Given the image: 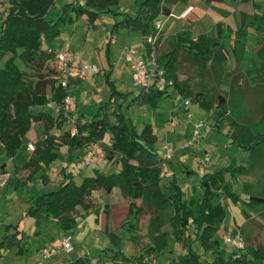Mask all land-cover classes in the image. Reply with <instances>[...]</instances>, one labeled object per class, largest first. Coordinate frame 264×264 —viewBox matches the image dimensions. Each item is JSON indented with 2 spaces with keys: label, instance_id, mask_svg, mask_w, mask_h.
Segmentation results:
<instances>
[{
  "label": "trees",
  "instance_id": "1",
  "mask_svg": "<svg viewBox=\"0 0 264 264\" xmlns=\"http://www.w3.org/2000/svg\"><path fill=\"white\" fill-rule=\"evenodd\" d=\"M176 1L139 0L137 11L134 14L120 13L121 18L113 23L110 33L121 29L138 33L147 52L155 53L166 79L171 80L170 85L176 92L184 99L189 98L191 102L199 104L207 115L205 122L210 124L211 129H221L227 123V135L231 142L248 153L247 159L241 164L231 161L226 166L203 174L201 186L204 193L199 197L196 208L194 199L189 202L183 199V192L175 178L168 185L161 182V154L156 147L157 137L152 126L145 123L137 131L135 125L126 119L121 110L122 103L118 100L129 92L118 91L113 80L106 79L113 88L112 99L99 106L90 120L77 118L73 126L68 124L72 121H68V113L63 108L67 91L60 84L54 51L42 48V41L52 42L58 37L61 26L83 16L89 26L94 27L100 14L114 13L118 0H84L79 5L64 3L54 20L45 17L52 0H3L6 9L0 19V154L13 158L22 147L26 133L37 121L42 120L47 128L56 130H61L64 124L69 125L60 133H48L47 129L32 142L34 149L23 164L30 170L27 178L40 173L46 179L44 170L53 161L63 158L58 150L60 146H66L72 156L79 148L95 146L109 132L111 142L103 151L110 161L116 160L120 164L119 170L104 173L94 168L92 175H85L76 182L72 171L62 168L64 177L57 188L31 198L26 213L36 219L37 225L43 221H53L63 228H70L76 223L73 214L76 207L82 206L86 211L90 207L86 198L92 191L104 190L109 193L117 187L123 196L129 198L127 214L121 227L125 225L130 232L136 228L137 199H142L152 210L147 226L151 241L144 256L157 258L166 255L165 264H247L264 258V253L247 246L240 257L234 258L230 250L221 247V240L216 233L226 212L224 206L215 201V196L219 190L233 201L239 200V196L232 191L231 183L225 179L227 172L233 177L250 171L264 172V131H254L248 118L241 114L242 111L235 117L228 110L229 100L225 96L217 94L213 97L203 88L193 90L189 81L177 78V69L181 51L182 59L190 65L212 73L215 79H225L223 82L229 83V91L235 86L241 92L248 83L253 84V88L259 86L264 90V45L251 56H242L244 44L239 40L242 34L239 30L236 32L238 38L232 47L236 64L247 60L248 66L243 68V74L233 79L234 85L227 80L230 75L225 69L228 55L219 38L205 34L193 38L188 31L178 32L171 36L170 48L157 54L153 45L147 42V37L155 33V20L169 13L165 4ZM159 40L160 32L154 44ZM238 78L243 85H237ZM156 83L152 79L147 91L140 90L132 100L156 106L161 96L167 94L166 87L169 86L165 84L161 88ZM47 88L50 89L49 95L46 93ZM115 93L117 96H114ZM50 102L57 106L55 114L35 110V107ZM259 102V119H255L256 123L264 121V98ZM72 128H75L73 134ZM4 165L0 164V168ZM243 189L247 199L242 201L241 211L247 217L243 204L264 206V184L245 183ZM108 235L111 242L118 246L111 253L114 264H148L142 261L143 255L125 256L120 249V238L114 232L108 231ZM10 236L5 234L0 245L18 244L17 237ZM193 242L199 244L202 255L193 248ZM176 243L181 245L182 251L173 254V245ZM207 253H211L212 257H206ZM249 254L251 257L248 258ZM67 264H87V258L78 257Z\"/></svg>",
  "mask_w": 264,
  "mask_h": 264
},
{
  "label": "rangeland",
  "instance_id": "2",
  "mask_svg": "<svg viewBox=\"0 0 264 264\" xmlns=\"http://www.w3.org/2000/svg\"><path fill=\"white\" fill-rule=\"evenodd\" d=\"M4 11L5 6H3L1 13L4 14ZM57 15L55 5L46 14V19L49 20V18L53 17L54 20ZM113 17L118 16L111 12L102 13L97 18L98 24L101 25L98 30L94 27L88 28L83 22L82 17L76 19L74 22L76 29L73 37L74 40L71 44V47L75 49L73 52L75 55H80L83 63L94 64L99 69L98 73L83 77L79 82L71 86L77 103L82 108L83 120H90L95 110L111 98L113 88L110 82L106 80L107 77L114 81L118 91L122 93L129 92L119 97L118 100V102L121 101L122 103L121 110L126 119L135 125L137 131H140L145 123H150L158 137L157 145L167 140L173 147L172 159L165 162V167L161 163L163 170L162 182L168 185L170 180L175 178L183 192V199L188 202L194 199V206L196 208L199 197L204 193L201 179L203 174L210 169L209 165L208 167L204 166L205 164H202L201 161H204L208 157L211 159L209 160L210 163H215L216 167L219 168L228 165L231 162L230 157L232 156L238 160L237 164H241L243 162L242 159L244 160L248 153L234 143H228L229 137L226 132L228 127L225 124L221 129L210 130L209 134L216 136V140H213L212 147L210 146L208 151L197 150L198 152L196 151L197 153H195L191 149L189 150L190 147L184 150L181 147L187 141L184 138V132H175V128L173 127L180 126L183 128L190 122L194 124L201 119H205L206 115L198 107L197 103L184 104L182 96L171 85L168 86V93L161 96L156 106L152 107L135 99L132 100L140 92L141 86L135 83L133 77L130 80L129 72L124 67L120 68L123 71V75L119 77V71L113 69L116 67V65L114 66L116 57L114 59L112 54H110V59H108L106 55ZM111 18L112 22H110ZM108 21L110 22V26L107 24L108 27L105 30L106 26L103 24L104 22L108 23ZM70 35L71 33H68V24H66L60 28V33L56 39L52 42L43 39L42 44L48 42L49 44L54 43L57 49L68 48ZM153 48L159 54L170 48V42L168 39H165L162 42L154 44ZM179 54V67L177 69V78L179 80H187L193 90L203 88L205 92L213 97L217 94L225 96L229 100L228 110L233 112L232 114L235 117L242 111L241 114L248 118L254 131H264V121L260 123H256L255 121L256 118L259 119V101L264 98V90H261L259 86L253 88V84L248 83L241 92L235 86L229 91V83L223 82L225 79H222V77L215 79L212 73L201 71L184 61L181 57V51ZM55 65L58 70L61 68V64L57 61ZM238 65L229 62L225 66L226 73L230 74L227 80L233 85L235 82L233 79L239 76V74L244 73L241 65ZM126 76L128 80L125 79ZM237 82V85H243L240 78H238ZM46 93L50 94L49 88L46 89ZM114 96H117V94L115 93ZM51 108L53 113H55L57 106L55 108L51 106ZM76 108L75 102V109L70 113L72 123L75 121L73 114L76 112ZM171 116L172 120H170ZM177 120L180 122L177 123ZM39 122L42 123L41 121L35 123ZM43 124L45 125L44 121ZM68 126L64 124L61 130H56L55 128L49 129L47 127L45 129H49L48 133H60L67 129ZM33 130L34 128L31 127L26 135L30 136L31 134L33 136ZM40 133H44V128L41 129ZM36 137L37 135L32 139ZM107 137H109V132H106L104 137L99 141L100 146L105 144ZM86 147L88 146L86 145L83 148L86 149ZM58 150L63 158L53 161L44 170L47 174L46 179H43L40 173L37 178H17L14 167L16 165L21 167L22 163L27 159L28 154L32 153L31 151L28 153L27 150L20 148L13 158L3 153L0 154V164L6 162V165L10 166L8 171L14 179L10 184L0 185V240L5 234H11V238L17 237L18 243L12 246L7 244L0 245V264H35L38 261H41L43 264H67V262L78 257H86L87 264H114L111 259V253L117 250L118 246L111 242L108 231L114 232L120 238V249L125 256L146 255L145 250L151 241L147 233V226L152 210L142 199H137L135 201L138 206L136 228L130 232L125 228V225L121 227V222L126 217L125 213L129 198L123 196L119 188H114L109 193L104 190L92 191L86 198V202L90 207L86 211L82 206H77L73 212L76 216V223L67 229L53 221H43L37 225L36 219L26 213L31 204V198L58 187L64 177L62 168L66 171H72L76 182H79L81 177L85 175H92L95 167L104 173L116 172L120 168V164L116 160L110 161L109 158L105 157L102 147L96 151L93 162L84 166L79 157L81 151L79 154L73 153L71 156L67 152L68 148L66 146H60ZM245 153L247 154L244 158ZM217 154L219 155L218 157ZM246 176L250 177L251 174L247 172L233 177L230 172H227L225 179L231 183L232 191L239 196V200L233 201L230 196H225L218 191L215 201L221 203L225 208L227 220L222 223L225 230L228 231L232 228L234 230L241 229L240 232L244 237L246 247L248 246L264 253V206L243 204L246 208L247 217L241 211L242 201L247 199L246 191L243 189ZM6 177L7 183L8 176L6 175ZM223 227H220L216 233V236L220 240L223 238ZM14 233L16 234L14 235ZM67 233L71 236L70 243L72 250L70 252H66L61 248H55L53 255L49 258H41V256L37 255V248L41 245L48 247L49 241L58 247ZM221 247L226 248L222 242ZM173 248V254L182 251L181 245L178 243L174 244ZM193 248L197 253L200 252V255H202L198 243L193 242ZM205 256L212 257L211 253H207ZM148 257L149 259L152 258L151 256ZM166 257V255L157 256V264H165ZM252 263L264 264V258L252 261ZM133 264L137 263L134 262Z\"/></svg>",
  "mask_w": 264,
  "mask_h": 264
},
{
  "label": "crops",
  "instance_id": "3",
  "mask_svg": "<svg viewBox=\"0 0 264 264\" xmlns=\"http://www.w3.org/2000/svg\"><path fill=\"white\" fill-rule=\"evenodd\" d=\"M52 1H53V3L51 5V7L48 9V11L46 12V14L55 5H56V12L59 13L62 5L64 3H73L76 5H79V4H83V2H84V0H52ZM138 2H139V0H118V6L116 8L114 7V9H113L114 13L111 12L114 15L118 16V17H113V23L121 18L120 13L134 14L138 9ZM165 5L169 8V13L168 14H162L159 18L161 20L159 42H162L165 39L170 40L171 36L175 35L178 32H182V31H188L190 33V36L193 38L199 34H205L209 37H216V38H219L221 40V42L223 43L225 50L227 52V55H228L227 63L231 62V64L236 63L232 47H233L234 41L238 38V35H236V32L238 30H239V33L242 34L241 35L242 37L240 36L239 40H241V42L243 41V44H244V50L242 52V56L247 55L249 57L255 52L256 49H258L260 46L264 45V0H178L174 3H166ZM3 6H5V9H6L5 3H3V0H0V19L2 17L1 11L3 10ZM108 13H110V12H108ZM46 14H45V17H46ZM170 14H172V15H170ZM82 18H83V22L87 25V27L91 28L89 26L87 20L85 19V17L83 16ZM49 20H53V17L49 18ZM74 22L75 21H73L72 23H69L70 25L68 24V33H71V35L68 39V48L57 49V48H55L54 43L49 44L48 42L45 44H42V48H44L48 51L51 50L54 52L64 50V49H69V50L74 51L75 49H73L71 47V44L74 40L73 37H74L75 29H76L75 28L76 25ZM110 22H112V18L110 19ZM110 22L109 21H108V23L104 22L103 25L106 26L105 30H107V27L110 26L109 25ZM113 23L111 25V28L113 26ZM107 24H108V26H107ZM100 26L101 25L98 24V22L96 20L94 28L98 30V29H100ZM104 33H105V31L103 32V36H104ZM136 35H138V36H136ZM104 38H103V40H104ZM107 45H108L107 54H106L107 58L110 59V54H112L114 59L116 57V60H114V62H115L114 66L116 65V67H118V68H116V67H114V68L112 67V68L117 69V71H119L118 76L121 77L123 75L122 74L123 71H121L120 68L124 67L129 72L130 80L133 77V75H132V64L134 63L136 57L142 56L143 58L147 59L149 57V54H150L146 50V45L144 44L142 37L138 33L128 31L126 29H121L117 32L110 33ZM74 61L75 62L71 65L70 70H69V82H70L69 90L73 94V96L75 98L76 106H77V108L75 110L76 112H74V114H73L74 119L76 120L77 118L83 119V111H81L82 108L77 103V99L75 97V94H74L71 86H72V84L79 82L83 78V77L79 76V72H78V64L80 62L83 63V61L80 58V55H77V54L75 55V53H74ZM237 64H240L242 68H245L248 66V65H246L247 60H242L241 62H239ZM130 75H132V76H130ZM84 77H86V76H84ZM125 79L128 80L127 76L125 77ZM151 82H152V80H150L146 86H142L141 90L146 92L148 87H149V84ZM157 84H159V83H156V86H158ZM159 85L161 88L165 87V84H159ZM166 88L168 91L169 87H166ZM183 100H184V104L191 103L189 98H187V99L183 98ZM197 105L199 108H201L198 103H197ZM51 106L55 108V105L53 104V102H50L47 105L35 107V110L37 109V110H41V111L50 112L52 114H55L56 112L53 113ZM97 109L95 110L94 114L96 113ZM204 113H205V111H204ZM205 115H206V113H205ZM71 117H72V114H71ZM170 120H172V116H171ZM206 120H207V115H206L205 119H201L199 121H206ZM209 120L212 121L211 119H209ZM41 122L42 123L39 122V123H33L32 124L31 127L34 128L33 136L31 134H30V136L27 134L24 137V140H23L24 143H23L21 148L27 150L28 153L30 151L27 149V144L29 142L34 141V139H32L34 136L41 135L40 132H41L42 128H44V131L46 130L45 129L46 125L43 124L42 120H41ZM176 122L179 123L180 121L178 122V120H177ZM68 124H71V126H73V123H71V122H69ZM224 124L227 125V127H229L227 123H224ZM193 125H194L193 122H190L187 126H184L183 128H181L180 126L179 127L178 126L173 127V128H175V132H177V131H179L180 133L184 132V138L188 139L191 135ZM225 125H223V126H225ZM152 129H153L154 134L156 135L153 127H152ZM209 132H207L205 134V136L202 137L195 144V146L193 145V146H190V148L188 147L189 150L191 149L195 153L198 152L197 150H200V151H203V150L206 151L207 150L208 151V148L210 146L212 147L213 140H216L215 139L216 136H214V135L211 136L209 134ZM156 137H157V135H156ZM228 141H229L228 143H232L230 138L228 139ZM110 142H111V139H110V135H109V137H107V140L103 146H100L99 142L95 146H96L97 150L100 149V147H102L104 150V148L106 146H109ZM160 145H161V143L159 145H156L159 154H161ZM188 148H186L184 150H187ZM79 149H77L74 153L79 154V152L81 151L80 152L81 155L79 156L80 160H81L85 151L87 150V147H86V149L83 147L79 148ZM246 154L247 153H245L244 158L246 157ZM29 156H30V153L28 154L27 159L29 158ZM218 156L219 155L217 154V157ZM230 158H231L230 161H234L236 163L238 162L236 157L232 156ZM246 159H247V157L244 160L242 159V161L244 162ZM209 160H211V159L209 158ZM24 162L22 164H24ZM4 163H5L4 167L0 168V173H5L8 176V182L6 184H10L13 182L14 179L12 177V174L9 173V171H8L10 166L8 167L6 165V162H4ZM165 164H164V167H165ZM208 165L210 166L209 171L218 169L216 167L215 163L212 164L209 161V163L208 164L206 163L204 166L208 167ZM14 168H15V173H16L18 179H20L21 177L27 178V176L30 172V170H27L28 168L23 167V165L21 167L16 165ZM95 168H97V167H95ZM97 169L100 171L99 168H97ZM101 172H103V171H101ZM249 173L251 174V176L250 177L246 176V178H245L246 180H244V184L245 183L254 184L256 182H260V184H264V172H258V171L251 172L250 171ZM38 175L39 174H36L34 177L37 178ZM165 175L167 176L166 173H165ZM161 182H162V178H161ZM114 188H117V187H114ZM219 193H220V191H219ZM127 208H128V204H127ZM127 208H126L125 216L127 214ZM226 220H227V216H225V219L223 220V222H225ZM220 227H223L222 224L220 225ZM112 228L114 229V227H112ZM240 230H238V229L234 230L232 228V229H229L228 231H230V232H228L223 227V232H222L223 235L222 236L224 237L225 234L226 235H228V234L233 235L236 232H240ZM67 235H69V234L67 233L65 236H67ZM50 242L51 241H49V244H50ZM221 242L224 244L223 238H222ZM45 246L46 245H41L40 247L37 248V255L41 256L40 250L42 247H45ZM245 248H246V244H245ZM249 248H251V247H249ZM226 249L229 250L227 247H226ZM251 249H253V248H251ZM199 254H200V252H199ZM249 257H251L250 254H249L248 258ZM152 258H155V257H152ZM155 263H157V259H156ZM247 264H253V263L251 261V262H248Z\"/></svg>",
  "mask_w": 264,
  "mask_h": 264
},
{
  "label": "built area",
  "instance_id": "4",
  "mask_svg": "<svg viewBox=\"0 0 264 264\" xmlns=\"http://www.w3.org/2000/svg\"><path fill=\"white\" fill-rule=\"evenodd\" d=\"M172 15V14H170ZM155 33L147 37V42L151 45H154L158 34L160 32L161 20H155ZM55 60L61 64L59 69L60 74V84L67 91L63 98V108L66 113H68V121L70 120V113L75 109V98L71 91L69 90V70L71 65L74 63V52L69 49L60 50L54 52ZM79 76L84 77L88 75H94L99 72V69L96 65L90 63H79L78 64ZM132 75L135 83L139 86H146L148 82L152 79H155L159 84H171V80H167L163 68L159 65L155 53L152 51L149 54L147 59L142 56H137L134 63L132 64ZM211 130L209 123L205 121L195 122L190 137L187 139L186 143L181 147L186 149L190 146L195 145L202 137L205 136L207 132ZM75 132V128L71 129V133ZM27 149L33 151L34 145L32 142L27 144ZM161 153V163L164 165L166 161H169L173 157V147L166 140L160 145ZM96 146H90L84 153L81 163L82 165H88L93 162L96 155ZM202 164L209 163V158L206 157L204 161H201ZM7 177L4 173H0V184H6ZM71 236H65L58 247L55 246L53 242H50L48 247H42L40 254L42 258H49L53 255V250L55 248H61L66 252L72 250V245L70 243ZM223 242L225 246L233 253L234 258L240 257V255L245 250V240L243 235L240 232L235 234L224 235ZM143 262L148 264H154L156 262L155 258L149 259L148 256L143 257ZM35 264H42L41 261H38Z\"/></svg>",
  "mask_w": 264,
  "mask_h": 264
}]
</instances>
